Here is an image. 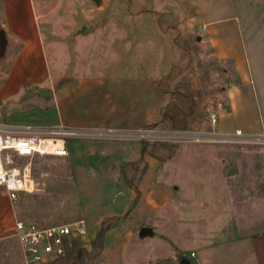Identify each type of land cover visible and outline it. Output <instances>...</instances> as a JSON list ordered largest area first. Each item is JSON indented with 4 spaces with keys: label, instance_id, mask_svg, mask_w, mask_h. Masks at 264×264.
Returning a JSON list of instances; mask_svg holds the SVG:
<instances>
[{
    "label": "rangeland",
    "instance_id": "obj_1",
    "mask_svg": "<svg viewBox=\"0 0 264 264\" xmlns=\"http://www.w3.org/2000/svg\"><path fill=\"white\" fill-rule=\"evenodd\" d=\"M39 7L53 90L61 92L85 74L135 73L140 65L158 79L163 102L144 141L161 160L163 178L177 187V196L152 231L130 244L124 264H182L195 239L264 229V138L246 144L185 140L190 132L212 129L209 109L224 104V90L235 80L232 61L216 56L203 23L241 11L245 26L255 30L264 24V0H41ZM18 45L0 42V89ZM28 90L3 98L1 112L33 102ZM36 99L50 103L49 96ZM28 161L35 188L13 203L17 216L45 226L77 220L67 156L19 163ZM0 191L6 195L3 187ZM80 240L72 257L51 264H102L97 241ZM0 264H24L15 240L0 239Z\"/></svg>",
    "mask_w": 264,
    "mask_h": 264
},
{
    "label": "crops",
    "instance_id": "obj_2",
    "mask_svg": "<svg viewBox=\"0 0 264 264\" xmlns=\"http://www.w3.org/2000/svg\"><path fill=\"white\" fill-rule=\"evenodd\" d=\"M40 1L0 0V42L6 47L19 44L8 81L0 89V102L6 96L24 93L23 89H29L33 100L4 114L0 104V117L8 129L15 127L11 125L63 123L94 131L115 129L128 135L69 139L67 158L79 205L77 220L86 221L87 233L77 238L66 257L51 262L72 257L81 238L97 240L102 224L113 222L98 247L99 258L102 264H124L130 244L142 240L144 227L152 231V225L177 196V187L163 178L161 160L138 136L160 113L163 95L158 79L140 65L135 73L85 74L63 91L53 90ZM250 28L245 26L241 11L202 25L216 56L230 59L235 71V80L224 90L225 102L214 128L220 132L241 129L264 138V24ZM37 87L50 90L47 106L37 101V94L43 96ZM4 195L0 191V239L15 240L23 261L21 246L9 231L18 216L13 202ZM204 238L201 242L195 239L181 258H188L190 264H264V229L219 240Z\"/></svg>",
    "mask_w": 264,
    "mask_h": 264
},
{
    "label": "built area",
    "instance_id": "obj_3",
    "mask_svg": "<svg viewBox=\"0 0 264 264\" xmlns=\"http://www.w3.org/2000/svg\"><path fill=\"white\" fill-rule=\"evenodd\" d=\"M221 109H223L221 104L218 108L209 109L211 130L206 133L190 132L185 135V140L219 144L256 142L258 137L246 134L241 129L234 132L216 130L214 126ZM18 128L5 131L0 127V187L5 189L13 203L18 200L21 193L32 192L35 188L31 161L20 164V159L31 160L33 157L44 155L67 156L68 141L77 136L108 137L119 134L128 136L115 129L94 131L63 123L48 127L24 125ZM149 133L147 129H142L138 132V136L146 139ZM9 231L21 246L24 264H49L56 258L67 256L77 238L87 233V223L84 219H79L74 222L43 226L35 221L15 217ZM194 254L192 252V256Z\"/></svg>",
    "mask_w": 264,
    "mask_h": 264
},
{
    "label": "water",
    "instance_id": "obj_4",
    "mask_svg": "<svg viewBox=\"0 0 264 264\" xmlns=\"http://www.w3.org/2000/svg\"><path fill=\"white\" fill-rule=\"evenodd\" d=\"M1 32V31H0ZM36 90L43 96H49L50 95V92L47 90V89H44V88H40V87H37ZM151 232V227H144L140 234L143 236L145 234H149ZM182 264H190V261L188 258H183L182 259Z\"/></svg>",
    "mask_w": 264,
    "mask_h": 264
},
{
    "label": "trees",
    "instance_id": "obj_5",
    "mask_svg": "<svg viewBox=\"0 0 264 264\" xmlns=\"http://www.w3.org/2000/svg\"><path fill=\"white\" fill-rule=\"evenodd\" d=\"M1 29V28H0ZM182 128H186V126L184 125ZM113 224V222H108V223H103L102 226H101V229L99 231V234L97 236V243H98V247H100L101 245V242H102V239H103V236H104V233L105 231Z\"/></svg>",
    "mask_w": 264,
    "mask_h": 264
}]
</instances>
